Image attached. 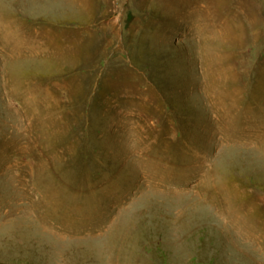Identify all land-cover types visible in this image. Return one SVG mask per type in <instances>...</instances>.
Masks as SVG:
<instances>
[{
    "label": "rangeland",
    "instance_id": "374dc122",
    "mask_svg": "<svg viewBox=\"0 0 264 264\" xmlns=\"http://www.w3.org/2000/svg\"><path fill=\"white\" fill-rule=\"evenodd\" d=\"M0 264H264V0H0Z\"/></svg>",
    "mask_w": 264,
    "mask_h": 264
}]
</instances>
